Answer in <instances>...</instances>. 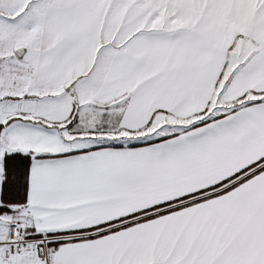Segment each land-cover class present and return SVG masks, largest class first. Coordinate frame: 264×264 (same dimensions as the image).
Here are the masks:
<instances>
[{"label": "snow or ice", "instance_id": "snow-or-ice-1", "mask_svg": "<svg viewBox=\"0 0 264 264\" xmlns=\"http://www.w3.org/2000/svg\"><path fill=\"white\" fill-rule=\"evenodd\" d=\"M0 264H264V0H0Z\"/></svg>", "mask_w": 264, "mask_h": 264}]
</instances>
